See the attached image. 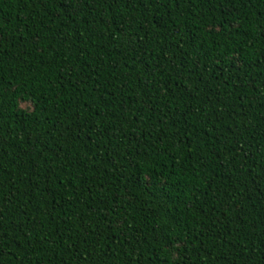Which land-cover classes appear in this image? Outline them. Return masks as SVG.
<instances>
[{
    "label": "trees",
    "instance_id": "obj_1",
    "mask_svg": "<svg viewBox=\"0 0 264 264\" xmlns=\"http://www.w3.org/2000/svg\"><path fill=\"white\" fill-rule=\"evenodd\" d=\"M0 264H264V0H0Z\"/></svg>",
    "mask_w": 264,
    "mask_h": 264
}]
</instances>
